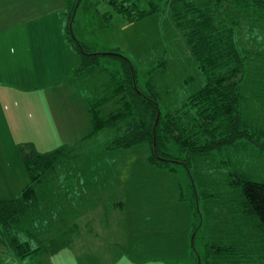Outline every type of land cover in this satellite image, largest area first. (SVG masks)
<instances>
[{
    "label": "trees",
    "instance_id": "trees-1",
    "mask_svg": "<svg viewBox=\"0 0 264 264\" xmlns=\"http://www.w3.org/2000/svg\"><path fill=\"white\" fill-rule=\"evenodd\" d=\"M108 1L129 21L158 11L168 13L205 75V82L178 107L162 111L159 94L151 81L146 82V88L139 86L136 69L128 56L116 48L93 51L75 37L72 18L76 0H68L64 35L80 56L73 74L95 88V94L87 101L91 133L104 128L116 131L105 149L128 150L146 145L147 163L166 171H175V164L189 170L195 157L211 158L225 147L253 145L264 157V130L250 125L241 111V83L247 58L251 53L250 58L258 61L263 54L251 50L249 42L242 47L237 45V36L246 26L264 32V0H149V9H140L131 0ZM104 70L107 75H103ZM19 150L28 182L14 197L0 196V249L7 248L26 260L44 249L38 231L40 222L46 221L43 211L58 205L57 200L48 196L46 179L74 155L67 145L39 152L26 143ZM237 163L239 169H227L223 180L230 190L226 199L230 208L218 221L220 228H210L208 235L201 227L205 228L209 220H217L209 202L212 198H225L191 190L192 247L196 233L202 230L203 252L198 251V264H219L224 260L247 264L248 254L257 246H251V236L245 241L246 234L256 228L264 234V176L255 175L251 169L245 171L241 162ZM179 199L184 200L182 188ZM224 224L230 230L224 231ZM75 228L74 225L71 232L50 239L49 248L55 252L67 247L71 243L69 234L72 236Z\"/></svg>",
    "mask_w": 264,
    "mask_h": 264
},
{
    "label": "rangeland",
    "instance_id": "rangeland-1",
    "mask_svg": "<svg viewBox=\"0 0 264 264\" xmlns=\"http://www.w3.org/2000/svg\"><path fill=\"white\" fill-rule=\"evenodd\" d=\"M131 1L135 2L140 9L150 7L149 0ZM26 8L27 15L39 14L34 4L27 3ZM9 9L13 15L18 10V6L11 4ZM46 9L45 7L43 11ZM17 27H23V24ZM72 29L75 37L93 51H109L116 48L128 56L136 69L139 86L142 89L146 88V82L151 81L159 94V105L162 111L178 107L187 95L198 90L205 82V75L198 68L181 31L174 26L170 15L166 12L158 11L129 21L116 12L108 0H76ZM237 37L239 41V43L236 41L237 45L242 47L249 42L248 47L251 50L263 54L258 60L260 66L255 58H250L251 53L248 54V62L246 61L241 83L243 95L241 111L243 118L250 125L264 130V32L250 25L246 26V30H242ZM67 62L71 65L76 60L69 56ZM106 71L103 75H107ZM67 72V69L64 72L61 70L56 76L59 79L68 78ZM75 124L71 117L68 122H63V127L70 128ZM2 131L0 119V196L12 198L28 181L18 149V145L24 147L26 143L17 144L15 148L14 141L26 140L28 136L20 135L12 139ZM57 131L60 132L58 129ZM39 133L42 136L44 130H39ZM114 134H116L114 129L104 128L83 143H76L74 139L72 147H74V153L78 152V154L70 160L73 168L67 169L66 163L63 165L65 173L78 170L70 180L72 184L64 183L63 190L64 193H68L67 196L70 192L69 188L79 186L77 184L79 178H89L92 175L96 177L99 184L103 179L108 180L104 183L107 187L115 182L111 181L114 179L116 182L122 181L123 184H128L123 197L118 198L119 192L103 193L102 189L103 200L87 201L91 209H98L100 212L87 225L91 231L83 237L82 245L93 246L92 240L95 237L99 239V242L109 243V247H114L117 254H126V257L122 259L113 260L117 258L115 257L111 261L108 259L109 249L107 251L105 248L102 249L101 255L104 261H111V264H198V251L203 252V241L200 238L202 230L208 235L210 228L219 229L218 221L222 220L223 214H226L230 208L226 200L230 190L223 185L227 169L233 167L239 169L237 162L240 161V166L245 171L251 169L255 175L264 176V157L253 145H242L240 148L225 147L221 152L211 155V158L195 157L189 170L182 164H175L177 166L175 171H166L147 163L149 149L146 145L132 147L121 153L103 154L102 146L111 140ZM67 138L72 139L70 135ZM58 143L52 137L45 143L46 145H37L36 150H50ZM98 160L113 164L99 167L100 173H93L95 169L88 167L80 169L78 164L81 161H92L98 166ZM135 162L137 163L136 174ZM226 162L231 165H226ZM110 165L112 166L109 167ZM181 188L184 192L182 201L179 199ZM192 188L198 194L209 192L217 196L223 195L225 198L224 201L218 197L210 200L211 208L216 211L217 220H209L205 228L201 227L203 229L196 233L194 247L191 246L189 235L191 220L189 215L193 205ZM60 192H62L61 188ZM111 195L114 197H109ZM120 200L123 203L122 206L117 204ZM202 200H199L201 208ZM57 201L58 205L49 206L47 211H43L47 225L45 220L39 224L42 228L39 233L40 244L43 242L44 253L37 261L34 257L31 262L20 259L15 260L14 264H84L80 249L74 248V251L71 247H65L54 252L49 248L50 239L61 237L67 231L71 232L72 226L67 224L74 218L72 211L66 206L67 201ZM73 204L77 206V202ZM64 208L68 210V213L64 214ZM87 209L88 207L84 205L82 209L79 208L81 212ZM203 218L205 219L204 216ZM94 219H97L100 232L93 231L91 223L95 222ZM223 226L226 229L224 231L230 230L226 224ZM245 231L246 227H244ZM246 235L245 241L251 236V246L253 248V245L257 246L248 254L247 264H264L263 232L256 228L252 232L248 231ZM69 237H71L70 234ZM72 237L79 240L77 235ZM62 240L64 239L61 238ZM254 241H257L256 244L253 243ZM4 260V255L0 253V264H6ZM219 264L233 263L224 260Z\"/></svg>",
    "mask_w": 264,
    "mask_h": 264
},
{
    "label": "crops",
    "instance_id": "crops-1",
    "mask_svg": "<svg viewBox=\"0 0 264 264\" xmlns=\"http://www.w3.org/2000/svg\"><path fill=\"white\" fill-rule=\"evenodd\" d=\"M27 3L36 5V11L39 14L27 15ZM11 4L18 6V10L13 15L9 9ZM67 4L68 0H0V119L3 126L2 132L12 139L20 135L28 136L26 140H15V148L20 143H28L36 148L37 145H46L45 143L53 137L59 143L56 146L53 145L52 148L67 145L73 150L72 141L74 139L76 143H83L100 132L91 133L92 126L87 105V101L95 94V88L87 85L73 74L74 68L80 61V56L70 43H67L64 35ZM45 7L47 9L43 11ZM19 24H23V27H17ZM69 56L74 57L76 62L68 64L67 57ZM66 69L68 78L65 76L67 79H59L56 76L57 73L61 70L64 72ZM71 117L76 124L70 128L63 127V122H68ZM57 129L60 131L59 133ZM39 130H44L42 136ZM68 135L72 137L71 140L67 138ZM106 146L107 143L101 148L103 154L123 151L106 150ZM46 150L42 149L39 152ZM72 153L74 156L78 154V152L74 153V150ZM19 158L21 159V154ZM68 162H66L67 169L73 168V164ZM108 162L98 160V166L92 161H81L78 164L80 169L88 167L95 169L93 173H100L99 167L113 164ZM63 165L64 163L57 166L54 175L47 177L46 183L49 185L48 196L55 200L67 201L66 206L74 216L67 226H76L72 235H77L79 240L71 236V243L67 247H71L74 251V248L80 249L84 264H111L110 262L115 257L117 258L113 260L126 257L124 253L117 254L114 247H109V243L99 242V239L95 237L92 240L94 241L93 246L82 245V242L86 233L91 231L87 225L100 212L98 209H91L87 201L103 200L104 192H119L118 198L123 197L128 184H123L122 181L116 182L114 179L111 181L115 182L107 187L104 183L108 180L103 179L99 184L96 177L92 175L89 178H79L77 182L79 186L69 188L70 192L67 196L68 193H64L63 190L64 183L72 184L70 180L78 170L65 173ZM136 168L137 163L135 162V174ZM60 188L62 192H60ZM109 197H114V195ZM75 202H77V206H74ZM117 204L123 205L121 200ZM82 205L88 209L81 212L79 208L82 209ZM67 211L66 209V213H68ZM94 220L95 222L91 223L93 231L100 232L97 219ZM40 229L42 228L39 227V233ZM41 244L43 245V242ZM104 248L106 251L109 249L108 259L111 260L109 262H105L101 255ZM0 253L4 255L6 264H14L15 260H20L7 248H1ZM43 253L44 249L35 254V260L37 261ZM34 256L27 261L31 262Z\"/></svg>",
    "mask_w": 264,
    "mask_h": 264
},
{
    "label": "water",
    "instance_id": "water-1",
    "mask_svg": "<svg viewBox=\"0 0 264 264\" xmlns=\"http://www.w3.org/2000/svg\"><path fill=\"white\" fill-rule=\"evenodd\" d=\"M72 20H73V18H72ZM70 25H71V22H70Z\"/></svg>",
    "mask_w": 264,
    "mask_h": 264
}]
</instances>
